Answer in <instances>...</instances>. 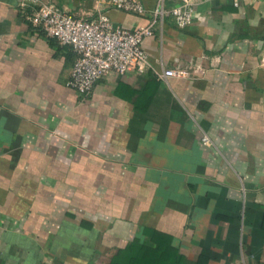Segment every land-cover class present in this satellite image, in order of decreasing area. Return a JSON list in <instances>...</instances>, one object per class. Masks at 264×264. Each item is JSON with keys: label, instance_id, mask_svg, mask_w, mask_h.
Returning a JSON list of instances; mask_svg holds the SVG:
<instances>
[{"label": "crops", "instance_id": "0c3cea01", "mask_svg": "<svg viewBox=\"0 0 264 264\" xmlns=\"http://www.w3.org/2000/svg\"><path fill=\"white\" fill-rule=\"evenodd\" d=\"M20 1L0 0V264H108L145 231L188 264H264V0H190V26L144 39V73L87 97ZM106 1L38 0L130 31L156 0Z\"/></svg>", "mask_w": 264, "mask_h": 264}, {"label": "built area", "instance_id": "2783aa9c", "mask_svg": "<svg viewBox=\"0 0 264 264\" xmlns=\"http://www.w3.org/2000/svg\"><path fill=\"white\" fill-rule=\"evenodd\" d=\"M106 6L133 15H144L146 9L139 0H107ZM20 6L30 8L26 20L47 38L62 48H70L75 59L67 87L83 97L90 95L94 84L114 74L127 72L144 73L147 68V54L143 50L144 39L154 30L171 19L178 28L192 24L195 6L190 0H180L173 7L166 6V0H156L149 12V24L135 30L114 27L104 12L98 10L96 18L88 21L73 14L60 11L38 0H21ZM164 77L183 78L175 70H164ZM204 144L210 141L203 136Z\"/></svg>", "mask_w": 264, "mask_h": 264}, {"label": "trees", "instance_id": "16d2710c", "mask_svg": "<svg viewBox=\"0 0 264 264\" xmlns=\"http://www.w3.org/2000/svg\"><path fill=\"white\" fill-rule=\"evenodd\" d=\"M74 59L75 56L72 58V63ZM147 233V231L143 232L144 239L142 242L135 239L124 248L117 250L108 264H188L174 251L161 248L158 242L160 234L156 232ZM207 260L208 257L201 255L193 264H206Z\"/></svg>", "mask_w": 264, "mask_h": 264}]
</instances>
